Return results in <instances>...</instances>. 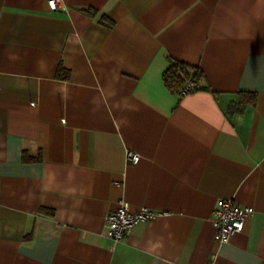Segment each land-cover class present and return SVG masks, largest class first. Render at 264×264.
I'll use <instances>...</instances> for the list:
<instances>
[{
	"label": "crops",
	"instance_id": "1",
	"mask_svg": "<svg viewBox=\"0 0 264 264\" xmlns=\"http://www.w3.org/2000/svg\"><path fill=\"white\" fill-rule=\"evenodd\" d=\"M228 198L254 212L218 243ZM121 201L162 214L112 249ZM0 264H264V0H0Z\"/></svg>",
	"mask_w": 264,
	"mask_h": 264
},
{
	"label": "built area",
	"instance_id": "2",
	"mask_svg": "<svg viewBox=\"0 0 264 264\" xmlns=\"http://www.w3.org/2000/svg\"><path fill=\"white\" fill-rule=\"evenodd\" d=\"M50 9L57 7V0H48ZM192 86L187 82L184 92H188ZM126 157L130 162H138L140 156L137 153L128 151ZM254 209L250 206H240L233 199H218L213 211V224L216 228L215 240L218 243H226L235 233L241 232L244 227L246 218L251 216ZM162 214L151 210L148 207L141 206L132 210L128 203L121 201L119 207L106 214L105 216V233L111 241V248L114 249L117 244L122 242L128 234L130 228L135 223L151 219Z\"/></svg>",
	"mask_w": 264,
	"mask_h": 264
},
{
	"label": "trees",
	"instance_id": "3",
	"mask_svg": "<svg viewBox=\"0 0 264 264\" xmlns=\"http://www.w3.org/2000/svg\"><path fill=\"white\" fill-rule=\"evenodd\" d=\"M87 13L92 14L91 12ZM100 22L107 26H111L113 24V21L105 15H102L100 17ZM56 76L63 79H67L69 76L68 70L63 68L61 63H59L57 67ZM162 80L168 90L179 95H183L196 90L208 89L207 86L203 84V74L200 69H198L197 67L189 66L179 61H170V65L163 72ZM187 82H191L192 86L190 87L189 91L185 93L184 88ZM255 103L256 93L243 92L240 94V101L238 107L230 105L229 111L230 113H233L234 111H240L247 104L254 105ZM34 159H40V157L34 158L28 156L25 152L22 153L23 161H31Z\"/></svg>",
	"mask_w": 264,
	"mask_h": 264
}]
</instances>
